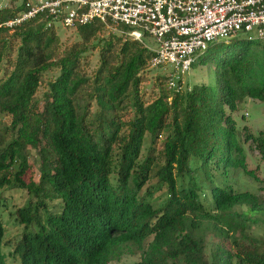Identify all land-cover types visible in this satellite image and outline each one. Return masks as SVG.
Masks as SVG:
<instances>
[{"label":"trees","instance_id":"1","mask_svg":"<svg viewBox=\"0 0 264 264\" xmlns=\"http://www.w3.org/2000/svg\"><path fill=\"white\" fill-rule=\"evenodd\" d=\"M29 2L0 8V264H264V195L235 179L249 143L264 167V130L232 115L264 102V40L228 41L202 81L159 76L147 98L140 42L99 22L65 46L42 17L6 27Z\"/></svg>","mask_w":264,"mask_h":264},{"label":"built area","instance_id":"2","mask_svg":"<svg viewBox=\"0 0 264 264\" xmlns=\"http://www.w3.org/2000/svg\"><path fill=\"white\" fill-rule=\"evenodd\" d=\"M30 7L4 23L13 28L42 17L48 27H77L99 22L127 40L140 42L151 54L152 67L172 65L170 88L196 54L214 43L256 31L264 40V0H32ZM3 6H0V8ZM152 37L155 46L145 42ZM252 39L251 37H248Z\"/></svg>","mask_w":264,"mask_h":264},{"label":"rangeland","instance_id":"3","mask_svg":"<svg viewBox=\"0 0 264 264\" xmlns=\"http://www.w3.org/2000/svg\"><path fill=\"white\" fill-rule=\"evenodd\" d=\"M24 0H0V6L5 5H19ZM32 1V0H29ZM57 33L60 35L62 39L63 45H69L72 42L78 41L79 36L77 34V31L75 28H67L63 25H58L56 28ZM111 32H114L113 29L105 28L104 32L102 34V37L108 36ZM119 34V32H117ZM251 37L252 40H257L258 34L256 31H252L249 33H244L238 37H235L236 39L239 38H248ZM231 39L232 41H236V39ZM145 42L148 45L155 46V41L152 37H146ZM230 40V41H231ZM229 41V42H230ZM228 41H220L218 43H214L210 46V48L207 51H204L200 54H196V62L192 65L191 69L184 73L182 75L181 80L179 81V85L184 86L187 81H189L190 84L194 82H200L202 81L204 71L199 72V60L202 56H204L208 51H214L217 49H222L223 47L227 46ZM91 60L93 61V66H95L96 61L98 60L97 52H94L93 55L90 56ZM174 72V67L172 65L167 66H161V67H150V70L147 71V77L148 80L143 84V90L146 91V97L149 98L153 93H157L159 91V87L157 86L158 83V77L159 76H166L168 78L169 74ZM168 88V87H167ZM44 91V88H41L39 95L41 96ZM233 116H243L244 118H240V127L246 126L250 130L251 133L257 134L258 132L264 130V102L258 100V99H247L244 102H241L239 104V110L237 112L232 113ZM8 120V118H6ZM247 159H246V165L247 170H240L236 173L235 179L238 181V184L240 185V188L242 186H245L249 189H255V191H258L262 195H264L263 189H258V186L264 185V167L263 163L259 160L258 152L256 149H254V146L247 144ZM31 165L34 169V171L37 172L38 166L33 158L30 159ZM249 170L254 171L258 178H256L252 172H249ZM238 186V185H237ZM22 201V199H20ZM20 200L17 202H20ZM17 207L16 202H10L9 203V211L3 213V220L5 222L6 226V234L7 238L11 239V245H13L14 241L18 238V234L21 233L22 227L18 225H14V220L10 216L9 212L14 211ZM264 233V231H262ZM211 242V239L210 241ZM9 248V247H8ZM6 248V250L8 249ZM209 250H212V244H208ZM209 252V251H208ZM140 253H125L123 254L119 259H116L111 262V264H137L138 261H140Z\"/></svg>","mask_w":264,"mask_h":264}]
</instances>
